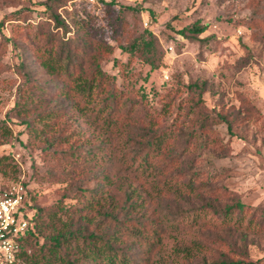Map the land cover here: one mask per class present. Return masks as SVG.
<instances>
[{
  "label": "rangeland",
  "instance_id": "374dc122",
  "mask_svg": "<svg viewBox=\"0 0 264 264\" xmlns=\"http://www.w3.org/2000/svg\"><path fill=\"white\" fill-rule=\"evenodd\" d=\"M47 1L0 0V120L13 130L11 139L0 146V155L12 160L6 170L0 169V186L23 181L29 186L31 205L47 208L65 197L70 183L85 179L68 180L70 165L54 154L60 149H92L105 131L60 93L65 84L53 79L41 59L49 36L57 45L86 39L93 53L98 51L95 42L107 43L113 52H100L101 67L115 77L119 89L129 91L128 101L137 102L143 120L153 116L162 125L174 122L183 132L194 127L190 107L200 95L189 86L203 83V112L226 114L233 123L231 132L225 123L215 124L210 133V138L216 137L214 144L200 152L192 168L191 158L186 159L179 175L189 181L199 173L193 185H201L199 191L205 195L208 187H218L239 197L250 207L243 226L222 223L213 209L180 219L181 225L166 224L156 264H209L222 256L264 264V223L259 220L264 213V22H257L259 29L250 23L261 0H106L115 2L109 7L101 0H65L59 7L54 3L60 24L46 8ZM195 24L205 25L204 31L187 33L200 39L180 33ZM28 85L46 87L51 92L49 107L60 109L61 117L54 119L59 125L46 136H37L13 111ZM33 90L38 94L42 89ZM33 125L41 128L43 122ZM124 139L125 134L115 139L117 149H123ZM93 184L88 178L84 187ZM190 196L189 202L182 201L187 212L202 205L200 197ZM220 197L218 202L228 199L227 194ZM38 237L44 240L43 234ZM195 240L205 248L190 258L175 252L178 243Z\"/></svg>",
  "mask_w": 264,
  "mask_h": 264
},
{
  "label": "trees",
  "instance_id": "16d2710c",
  "mask_svg": "<svg viewBox=\"0 0 264 264\" xmlns=\"http://www.w3.org/2000/svg\"><path fill=\"white\" fill-rule=\"evenodd\" d=\"M63 1L49 0L45 3L59 24L62 18L54 3L59 7ZM101 1L108 7L115 3ZM261 3L250 19L257 29L260 27L257 22H264V0ZM257 15L262 17H255ZM2 25L0 21V28ZM204 29L205 25L195 24L180 33L200 39L187 31L201 33ZM6 39L12 40L14 47H20L16 40ZM81 41L73 39L57 45L49 36L41 65L58 84H65H62L60 93L71 99L82 114L99 122L98 126L105 135L92 149H60L54 154L56 159L70 165L68 180L76 181L78 176H85V179L70 183L65 197L50 207L32 205L35 212L31 221L35 222V230H28L21 242L19 259L13 264H156V252L162 245L166 224L179 221L177 224L181 225L187 217H199L200 210L204 209H213L222 223L241 228L246 220V208L250 207L239 197L227 189L220 191L218 187H208L205 189L208 195H205L199 191L201 185H193L199 173H194L189 181L179 175L186 159L191 158V163L197 162L200 152L214 144L216 137L210 138V133L214 132L215 124L225 123L232 131L233 123L226 114H206L200 107L205 85L193 83L189 86L199 90L200 95L190 107L195 116L194 127L183 132L178 125L174 126V122L162 125L157 117L152 116L145 121L137 113V102L129 103V91L119 89L115 77L101 67L100 54L112 53V46L101 42L96 46L95 42L94 48L98 51L93 53L89 48L91 41ZM20 65H25L23 59ZM34 88L42 90L37 94ZM50 96L51 92L46 87L28 85L22 92L21 101H17L13 108L21 122L36 130L39 137L46 136L59 125L54 119L61 117L60 109L49 107ZM167 112L162 111V114ZM33 122H43V126L34 127ZM121 134H125L123 149H117L119 145L116 148L115 139ZM12 136L13 130L8 122L0 120V146ZM56 141L57 137L52 145ZM11 164L9 155H0L1 170H6ZM147 177L150 181L145 185L143 178ZM88 178L94 184L84 187ZM191 194L200 197L202 205L187 212L182 203L189 202ZM223 194H227L228 199L218 202ZM66 197L73 201L67 202ZM256 213L249 219V227ZM234 217L238 220L231 223ZM259 220L264 223V213ZM39 234H43V241ZM204 248V243L195 240L178 243L174 250L190 258L194 251ZM209 264L257 263L222 256Z\"/></svg>",
  "mask_w": 264,
  "mask_h": 264
},
{
  "label": "built area",
  "instance_id": "2783aa9c",
  "mask_svg": "<svg viewBox=\"0 0 264 264\" xmlns=\"http://www.w3.org/2000/svg\"><path fill=\"white\" fill-rule=\"evenodd\" d=\"M23 181L0 188V264H13L19 259L21 242L29 229L35 210Z\"/></svg>",
  "mask_w": 264,
  "mask_h": 264
}]
</instances>
